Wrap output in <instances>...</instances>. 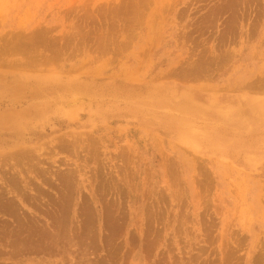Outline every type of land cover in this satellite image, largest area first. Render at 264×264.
Segmentation results:
<instances>
[{"label": "rangeland", "instance_id": "1", "mask_svg": "<svg viewBox=\"0 0 264 264\" xmlns=\"http://www.w3.org/2000/svg\"><path fill=\"white\" fill-rule=\"evenodd\" d=\"M0 264H264V0H0Z\"/></svg>", "mask_w": 264, "mask_h": 264}]
</instances>
